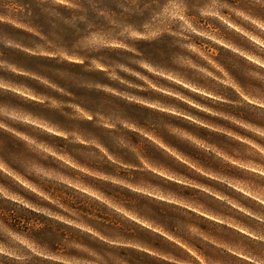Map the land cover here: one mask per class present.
<instances>
[{
  "label": "clouds",
  "instance_id": "1",
  "mask_svg": "<svg viewBox=\"0 0 264 264\" xmlns=\"http://www.w3.org/2000/svg\"><path fill=\"white\" fill-rule=\"evenodd\" d=\"M0 264H264V0H0Z\"/></svg>",
  "mask_w": 264,
  "mask_h": 264
}]
</instances>
